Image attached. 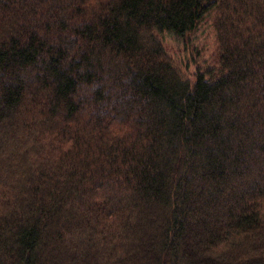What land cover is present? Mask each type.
Returning <instances> with one entry per match:
<instances>
[{
  "label": "trees",
  "instance_id": "1",
  "mask_svg": "<svg viewBox=\"0 0 264 264\" xmlns=\"http://www.w3.org/2000/svg\"><path fill=\"white\" fill-rule=\"evenodd\" d=\"M0 264H264V0H0Z\"/></svg>",
  "mask_w": 264,
  "mask_h": 264
},
{
  "label": "rangeland",
  "instance_id": "2",
  "mask_svg": "<svg viewBox=\"0 0 264 264\" xmlns=\"http://www.w3.org/2000/svg\"><path fill=\"white\" fill-rule=\"evenodd\" d=\"M213 25V16H206L197 30L182 38L170 34L161 36L169 54L174 58L182 72L195 80L197 72H205L214 66L217 44Z\"/></svg>",
  "mask_w": 264,
  "mask_h": 264
}]
</instances>
